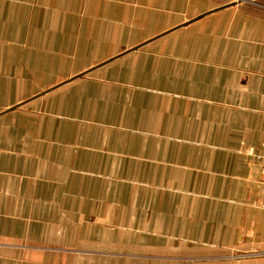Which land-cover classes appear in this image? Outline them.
Segmentation results:
<instances>
[{
    "label": "crops",
    "instance_id": "1",
    "mask_svg": "<svg viewBox=\"0 0 264 264\" xmlns=\"http://www.w3.org/2000/svg\"><path fill=\"white\" fill-rule=\"evenodd\" d=\"M263 159L264 7L0 0V264H264Z\"/></svg>",
    "mask_w": 264,
    "mask_h": 264
},
{
    "label": "rangeland",
    "instance_id": "2",
    "mask_svg": "<svg viewBox=\"0 0 264 264\" xmlns=\"http://www.w3.org/2000/svg\"><path fill=\"white\" fill-rule=\"evenodd\" d=\"M249 4L264 7L263 0H257L255 3H249ZM263 201H264V198L262 200V203ZM259 257H264V251H261V250L260 251L258 250L246 251V250H240L234 247V248H229L227 252L221 255L220 259L228 260V261L230 260L234 262V261H250V260H254L255 258H259ZM213 259H216V258H213Z\"/></svg>",
    "mask_w": 264,
    "mask_h": 264
},
{
    "label": "built area",
    "instance_id": "3",
    "mask_svg": "<svg viewBox=\"0 0 264 264\" xmlns=\"http://www.w3.org/2000/svg\"><path fill=\"white\" fill-rule=\"evenodd\" d=\"M235 1L240 3H255L257 0H235ZM262 172L264 174V159L262 161ZM262 206L264 207V201L262 203Z\"/></svg>",
    "mask_w": 264,
    "mask_h": 264
}]
</instances>
